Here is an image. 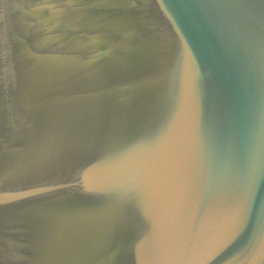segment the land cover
<instances>
[{
	"label": "water",
	"instance_id": "water-1",
	"mask_svg": "<svg viewBox=\"0 0 264 264\" xmlns=\"http://www.w3.org/2000/svg\"><path fill=\"white\" fill-rule=\"evenodd\" d=\"M0 264H264V0H0Z\"/></svg>",
	"mask_w": 264,
	"mask_h": 264
}]
</instances>
